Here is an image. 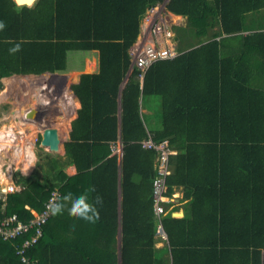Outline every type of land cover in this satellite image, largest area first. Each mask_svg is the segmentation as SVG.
Listing matches in <instances>:
<instances>
[{
	"label": "trees",
	"instance_id": "1",
	"mask_svg": "<svg viewBox=\"0 0 264 264\" xmlns=\"http://www.w3.org/2000/svg\"><path fill=\"white\" fill-rule=\"evenodd\" d=\"M163 1L35 0L28 6L0 0V21L7 26L0 32V76L62 71L71 50H97L99 56L98 70L81 73L71 84L80 107L64 159L52 158L57 170L43 181L28 182L18 173L24 188L0 197V220L12 213L30 218L53 189L62 197L94 187L91 196L103 199L96 223L75 220L67 210L50 215L25 252L36 261L20 259V238H0V264H264V90H248L259 95L248 100L250 115L244 100L237 110L224 109L221 84L231 64L219 56L222 37L217 38L234 34L242 43L264 46V0H166L170 11L186 16L179 35L190 31L199 38L192 44L201 46L153 61L141 77L133 66L120 91L141 15ZM256 10L262 13L260 30ZM215 25L218 31L208 36ZM5 40L22 42L21 51L9 55L12 45ZM197 52L202 63L192 58ZM140 105L147 109L141 110L143 118ZM160 107L158 127L148 130L144 118ZM119 136L120 162L111 147ZM149 136L155 142L169 139L177 149L169 155L165 183L168 192L182 186L190 198L183 217L171 211L161 216L169 247L156 245L157 152L141 144ZM66 164L76 172L66 173Z\"/></svg>",
	"mask_w": 264,
	"mask_h": 264
},
{
	"label": "crops",
	"instance_id": "2",
	"mask_svg": "<svg viewBox=\"0 0 264 264\" xmlns=\"http://www.w3.org/2000/svg\"><path fill=\"white\" fill-rule=\"evenodd\" d=\"M165 2H166V0H165ZM255 18H256V20H258V26L256 27V29L260 30L261 28H259V24L262 23V13L260 11L256 10L255 11ZM259 21H260V23H259ZM216 26H217V28H219L218 25H215L214 27H216ZM246 32H247V30H245L242 33H238V35L239 34L240 35H244ZM221 37L222 38H227L228 36H224L223 34H222V36H217V38H221ZM229 37L230 38H227L226 41H224L222 39V43L220 44V48H219V53H220L219 56L220 57H225V59H226L225 60V64H231V68L227 72H226V68L224 69V79H223L222 84H221V88H222V90H224V96H223V103H225L224 104V109L228 108L230 110H237L239 108L238 106H240V104H242V101L244 100L245 105L243 106V110L245 112V115H250L251 113L248 111V108H247V106H249L251 104L249 101H250L251 98L252 99L253 98H259V95L257 93H254L253 91H248V90L249 89H255V88L256 89L260 88V89L264 90V88H263L264 87V55H262V52H261V51H264V46L259 45L257 43H252V44L251 43L250 44L242 43L241 42V36L240 37L234 36V34L233 35H229ZM199 46H201V44H192V45H188L186 47H181V48H179V52H182V51H185V50H190V49H192L194 47H199ZM69 53H70L69 56L67 55L68 56V64L69 65H76V67L82 68V66H80V65H82L81 62L87 61L86 55H81L80 56L79 55L81 53L80 50H71V51H69ZM199 56L201 57V55H199V52H197V53H194L192 55V58L195 61H199V62L201 60L200 63H202V58H199ZM98 59H99V56H98ZM78 63H80V64L78 65ZM87 65H88V63H87ZM96 65H97V61H96L95 67H96ZM131 69L132 68H129L128 73L126 74V77H125V79L123 81V84H125V82H126V80L128 78V74L130 73ZM204 69H205V67H204ZM88 71L89 72L90 71L95 72L93 70H88ZM88 71H85V72H88ZM43 73L53 74L54 72L46 71V72H42L41 75H43ZM25 74L39 75L40 76V73L39 74H34V73H13V74H10V75H7V76L11 77L12 75H15V76H19V77H16V78H21L20 76L25 75ZM7 76H2V77L4 78V77H7ZM39 76H37V77H39ZM35 78L36 77L30 79V82H29L30 87H33ZM40 78L45 80V78L42 77V76ZM49 80L51 82H53L51 79H49ZM65 81L62 78L60 80L59 84H57V86H56V94L57 95H59V93H60L61 96H62V86H63V83ZM13 82H12L13 84H11L9 86L10 87H14V89H15V88H17V86L20 85L21 82L24 83V82H27V81H22V78H21L20 82H18V80H14ZM5 86H7V84ZM34 86H36V85H34ZM33 88H35V87H33ZM71 92L73 94L72 90H71ZM36 93H37L38 96H40V93L43 95V97H44L45 94H48V96H49L50 90H49V88H46V87L42 86L41 89H38V91ZM0 94H1V92H0ZM2 96H4V95H2ZM10 96H11V94H10ZM141 96H143V95L141 94ZM153 96H156V94H154ZM157 96H158L157 98L160 101V95H157ZM74 97H75V99L77 100V103H78L77 106L74 108V112H75V116L74 117H76L77 109L79 108L80 105H79V101H78V99L76 98L75 95H74ZM10 98L11 97H7V101H8L7 102V107H6L7 111L5 113H0V115H5L7 113H11L12 114L14 112V114L18 118V121H20V119H21L20 116H24V113H25V111L28 108L37 110L36 107H37L38 103H36L35 100H33V99H31L33 102H31V104L29 106H28L29 102L26 103V105L28 106L27 108H24L23 110H21V108L18 107L20 105L19 104L17 106V108H16L17 110H14V106L11 105L12 101L10 100ZM46 102H47L46 99L44 101H42V103H41L42 105H40L41 108H46V106H45ZM139 103H140V100H139ZM139 108H140V112L142 110V111H145V113H146V111H147L146 108H142L141 109V105H140ZM44 111H46V110H43V112ZM161 111L162 110H161V107H160V113L159 114L151 113L148 118H144L145 125H146V128L148 130H153L155 127H158V124L160 123V120L162 118V112ZM152 112H154V106H153ZM42 115H43L42 116L43 117V123L48 124L47 121L49 120V118H52L50 116V113H49V115L46 114L45 119H44V114L43 113H42ZM141 116L143 118L142 112H141ZM19 117H20V119H19ZM30 119L34 120L35 118H31L30 117ZM34 121H36V120H34ZM8 124H9V120H8ZM34 124H36L38 126V131L37 132H39L40 129H41V127H40L41 125L38 122H34ZM8 127L9 128L6 129L7 131H8V129L9 130L12 129L10 124H9ZM70 129H71V123H70L69 131H70ZM27 131L19 130L17 132L18 134L16 132H14L15 135L13 134V132H11L12 135L9 137L10 139H5L6 142H8L5 147L8 146L9 150L11 149V151L16 153L17 157H15V158L19 159V156H20V155H18V152H17L19 145H22L23 143L24 144L25 143H30V145H32L31 141L34 142V140H35V137H34L32 131H30L29 129ZM27 138H28V140H27ZM68 139H69V136L67 138H65V141L68 140ZM64 142H63V153H62L63 156H64V152H65V150H64ZM14 145H15L16 148L14 147ZM117 146L118 147H122L120 136L117 138L116 141L111 143V147L114 148V150L117 149ZM176 152H177V149H175V151L172 152L171 154H175ZM32 154H33V152H32ZM121 154H122V152L119 154V156H121ZM67 167H69V168H71L73 170V172L70 173V174H73V173L76 172L75 166L73 164H69V165H67ZM0 178H2V177L0 176ZM172 192H175V196L172 198V201H170L169 203H165V204H167L165 206L166 207V211H171V215L174 216V217H183L188 212L190 198L185 195V190H184V188L182 186H175L172 189ZM164 214H162V215H164ZM156 220H157V218H156ZM160 220H161V217H160ZM155 223H156V221H155ZM161 224H162V222H161ZM162 228H163V226H162ZM158 233H160V232H157V234ZM158 238H159V240L156 243L157 246L166 244L169 247V243H168V240H167V235H166V232H165L164 228H163V231L158 236Z\"/></svg>",
	"mask_w": 264,
	"mask_h": 264
},
{
	"label": "built area",
	"instance_id": "3",
	"mask_svg": "<svg viewBox=\"0 0 264 264\" xmlns=\"http://www.w3.org/2000/svg\"><path fill=\"white\" fill-rule=\"evenodd\" d=\"M186 16L176 14L166 7L165 0L157 3L141 15L140 30L135 41L129 47L131 65L140 70L139 77L145 69L158 59L171 58L179 53L176 42L174 26H185ZM2 76H0V89ZM143 147L154 148L157 152L156 169L157 176L153 180V211L156 215L157 232H162L160 217L166 213L165 203L172 201L175 192L168 194L165 183V176L171 171L169 167V155L175 150L169 145L168 140L155 142L151 137L141 141ZM24 188L21 184L14 182L0 186V197L5 200L6 195L11 192H18ZM58 195L57 189L50 192L44 201L40 211L31 209L32 216L28 219H21L16 213L4 216L0 220V238L13 241L20 238L19 243L15 242L16 253L25 263H30V257L25 254L27 248L35 243L43 232V224L48 220L50 214L47 211V204L53 194Z\"/></svg>",
	"mask_w": 264,
	"mask_h": 264
},
{
	"label": "rangeland",
	"instance_id": "4",
	"mask_svg": "<svg viewBox=\"0 0 264 264\" xmlns=\"http://www.w3.org/2000/svg\"><path fill=\"white\" fill-rule=\"evenodd\" d=\"M259 23H260V21H259ZM185 26H182V27H185ZM259 28H262V23L259 24ZM218 29L219 28H217V26L216 27L212 26L211 28H209L208 29V31H209L208 36H210V34L213 31H218ZM174 30L176 33V41H177V43H179L180 48L191 45L192 43L196 42L199 39L197 36L194 35V33H191L190 31H184L183 35H179V31H181L179 26H174ZM227 38H230V37L228 36ZM227 38H222V39L224 41H226ZM69 54L70 53L68 52V56H69ZM79 55L80 56L86 55V59H87V61L81 62L82 65H80V66H82V68L76 67V65H69L68 64V56H67L66 67L64 70L54 71L53 74L43 73L44 75H42V77L46 78V80L48 81V82L46 81V84L44 85V87L49 88V90H50L49 96H48V94H45L44 97H43V95L38 96L36 93L38 91V89L30 87V84L28 82H24V83L21 82L20 85L17 86V88H15V89H14V87H10V86L7 87V86H5L6 83H5L4 79L10 78V77H8V76L4 77V78L2 77V86H1L0 92L2 93V90H3L4 96H2V97H11L10 98V100L12 101L11 105L14 106V110H17L16 108L19 104L20 105L18 107L21 108V110H23L24 108H27L31 104V102H33L31 99H33V100L37 99V100H35V102L38 103L37 107H36L37 108V111H36L37 115L41 116L43 113L44 119H45L46 114L49 115V113H50V116L52 118H49V120L47 121L48 124L43 123V127L40 126L41 129L39 132H37L38 126L36 124H34L32 119H30V117L22 118L23 116H20L21 119L19 117L20 121H18V118L16 117L14 112L12 114L7 113L5 115H0V119H1L0 120V127H4L6 129V127H8L10 124L11 128H12L10 130L13 132V134H14V132L17 133L18 130L27 131L29 129L30 131H32V133L35 137L34 142L31 141L32 142L31 150H33L32 156L33 155L35 156V165L29 169L27 174H25L23 171L24 162L26 161V158H24L22 160L15 158L16 153L11 151V149L9 150L8 146L5 147L8 143L5 140L6 138L0 139V176L2 177V178H0V186L5 185V184L10 183V182L17 183L19 174H22L24 176H28L29 181L46 180L48 177L52 176L53 173L57 170V168H56L57 165L52 164V162H53L52 158H54V159L59 158L61 160L64 159V156L62 154L63 153V142L65 141V138H67L69 136V128L66 130V132H65V129H64V131L62 130L63 134L60 136V139H61V141L59 143L60 149H58V150H49L48 147L43 146L40 142L41 133H42V130L45 126L57 125L56 121H58V120L56 118L60 119L59 117L62 114L71 113L72 107L70 105V102H66V103L62 102L63 99L61 97V94L60 93H59V95L56 94V86H57V84H59L60 79L63 78V80L65 81L69 77L70 81L68 82L69 83L68 85L70 86V84L72 82L77 81L79 79L80 73L85 72L84 69L87 68V63H88V65L94 64V65H91L92 69H89V70H93V71L98 70L99 59H98V51L97 50H90V51H83L82 50ZM96 61H97V65L95 67ZM79 64L80 63H78V65ZM73 69L78 71V74L73 75L72 71H71ZM90 72H92V71H90ZM127 73H128V71H127ZM125 77H126V75H125ZM125 77H124V79H125ZM49 79H51L53 82H51ZM124 79L121 80V82L119 84V90L120 91L124 87V84H123ZM37 80L43 81L40 77L39 78L37 77ZM10 94H11V96H10ZM59 96H60V98H59ZM41 99H46V101H47L45 103L46 108L40 107V105H42L41 102L43 101V100L41 101ZM71 99H72V97H71ZM27 102H29L28 106L26 105ZM43 110H46V111L43 112ZM74 115H73V117H74ZM73 117H71L69 120V127H70V123H71V120L73 119ZM8 120H9V124H8ZM17 122H18V124H17ZM27 140H28V138H27ZM116 153L118 155L121 153V147L117 146ZM120 159L121 158L119 156V162H120ZM64 169H65V172L68 174L73 172V170L71 168L67 167V164L64 167ZM166 205L167 204H165V206ZM159 235H160V233L156 234V237H158ZM116 239H117V241H116V243H117L116 256H117V263H119L120 262V256H119V252H118V249H120L119 229H118V232L116 233Z\"/></svg>",
	"mask_w": 264,
	"mask_h": 264
},
{
	"label": "clouds",
	"instance_id": "5",
	"mask_svg": "<svg viewBox=\"0 0 264 264\" xmlns=\"http://www.w3.org/2000/svg\"><path fill=\"white\" fill-rule=\"evenodd\" d=\"M6 27H7L6 24L3 21H0V32L4 31L6 29ZM4 42L12 45L11 47L8 48L9 55L14 56L21 51L22 42H14L12 40H5ZM71 84H70L69 89L71 88ZM71 90L72 89H70V91ZM73 94H74V92H73ZM76 98H77V96H76ZM78 101H79V99H78ZM79 103H80V101H79ZM73 118H75V117H73ZM166 140H169V139H166ZM121 143H122V141H121ZM112 149H113V152H116V149L115 150H114V148H112ZM121 152H122V147H121ZM155 163H156V160H155ZM34 165H35V156L33 155L31 158L27 159L24 162V168H23L24 173L27 174L29 169L31 167H33ZM95 191H96L95 188L91 187L79 195H74L73 193L68 192L65 195H63L62 197H59L57 194L54 193L52 198L49 200V202L46 206L47 211L50 215L55 217L58 215H62L65 212V210H67L68 215L70 217L74 218L75 220H83V221H86L89 223H96L100 219L99 208L97 206L102 205L103 199L99 194H97L93 198L91 196V193H94ZM167 192H168V189H167ZM170 193H172V191L168 192V194H170Z\"/></svg>",
	"mask_w": 264,
	"mask_h": 264
},
{
	"label": "bare ground",
	"instance_id": "6",
	"mask_svg": "<svg viewBox=\"0 0 264 264\" xmlns=\"http://www.w3.org/2000/svg\"><path fill=\"white\" fill-rule=\"evenodd\" d=\"M72 71V74L73 75H76V74H78V71H75V70H71ZM244 71V70H243ZM44 75V74H43ZM37 76H39V75H29V74H25V75H22V76H20L21 78H22V81H27L28 83L30 82V79L31 78H34V77H36L34 80V84H33V86L34 85H36L37 86V89H41V87H40V85H42V86H44L45 84H46V78H45V80H43L42 78V80L44 81H41V80H37ZM42 75H41V73H40V76L39 77H41ZM70 76V75H69ZM16 77H19V76H15V75H13V76H11L10 78H6V79H4V81H5V83L7 84V87L9 86V85H11V84H13L14 82V80H18V82H20L21 81V78H16ZM38 77V78H39ZM16 78V79H15ZM59 80V79H58ZM61 80V79H60ZM56 81V80H55ZM70 81V78L68 77V79H66V81L63 83V86H62V102H70V105H71V107H72V110H71V113H64V114H62L59 118L60 119H58V118H56L58 121H56V124L57 125H55L56 127H57V129H58V134H59V137L63 134V132H62V130L64 131V129H65V132H66V130L69 128V120H70V118L71 117H73V115L75 114V112H74V108L77 106V100L75 99V97H73V94H72V92L70 91V89H69V82ZM13 82V83H12ZM37 83V84H36ZM62 83V82H61ZM35 87V86H34ZM64 87V88H63ZM264 88V87H263ZM142 90V89H141ZM2 95H3V90H2V93L0 94V97H2ZM40 96H42V94L40 93ZM71 97H72V99H71ZM156 97V96H155ZM46 98V97H45ZM59 98H60V96H59ZM71 99V100H70ZM153 99V98H152ZM36 100V99H35ZM42 100H44V99H41V101ZM50 101V100H49ZM142 101V100H141ZM156 101V100H155ZM258 101V100H257ZM159 102V101H158ZM42 103V102H41ZM160 103V102H159ZM79 105H80V103H79ZM54 106V105H53ZM67 107V106H66ZM147 107V106H146ZM239 107V106H238ZM263 107V106H262ZM16 108V107H15ZM264 109V108H263ZM144 110V109H143ZM152 110V109H151ZM262 110V109H261ZM155 111H157L156 110V108H155ZM39 112V111H38ZM70 112V111H69ZM157 113H158V111H157ZM156 114V113H155ZM159 114V113H158ZM149 115V114H148ZM147 115V116H148ZM146 116V115H145ZM154 118V117H153ZM1 120V119H0ZM39 121H41V123H43V120H42V118L40 117V119H39ZM38 122V121H37ZM16 123V122H15ZM22 123V122H21ZM17 124H18V122H17ZM63 125V126H62ZM17 126V125H16ZM8 127H6V129H7ZM4 127H0V139H3V138H6V139H10L9 137L12 135L11 134V132L12 131H10L9 129H8V131L6 130ZM19 131V130H18ZM18 134V133H17ZM9 135V136H8ZM15 135V134H14ZM155 135H157V134H155ZM153 137V136H152ZM155 138V137H154ZM61 140V139H60ZM110 143V142H109ZM15 144V143H14ZM241 144V143H240ZM14 147H15V145H14ZM31 147H32V145H30V143H23L22 145H19V147H18V150H17V152H18V155H20L19 156V160H22L23 158H26V160L27 159H29V158H31L32 157V151L33 150H31ZM16 148V147H15ZM33 149V148H32ZM60 149V148H59ZM26 156V157H25ZM17 157V156H16ZM25 161V160H24ZM18 162V161H17ZM243 164V163H242ZM119 168V167H118ZM248 171V170H247ZM149 173H150V171H149ZM148 176V175H147ZM149 178V177H148ZM151 181V180H150ZM30 182V181H29ZM170 190V189H169ZM120 193V192H119ZM11 194V193H10ZM7 198H9V197H7ZM7 200V199H6ZM5 202V201H4ZM6 206V205H5ZM4 206V207H5ZM30 217V216H29Z\"/></svg>",
	"mask_w": 264,
	"mask_h": 264
},
{
	"label": "water",
	"instance_id": "7",
	"mask_svg": "<svg viewBox=\"0 0 264 264\" xmlns=\"http://www.w3.org/2000/svg\"><path fill=\"white\" fill-rule=\"evenodd\" d=\"M19 5H28L31 6L35 2V0H14ZM7 97H0V113H5L7 111ZM36 109H27L24 113L25 117L31 116L32 118H38ZM41 144L45 147H48L49 150H58L60 137L58 134V130L55 126H45L41 133Z\"/></svg>",
	"mask_w": 264,
	"mask_h": 264
},
{
	"label": "flooded vegetation",
	"instance_id": "8",
	"mask_svg": "<svg viewBox=\"0 0 264 264\" xmlns=\"http://www.w3.org/2000/svg\"><path fill=\"white\" fill-rule=\"evenodd\" d=\"M34 87V86H33ZM40 87H42V85H40ZM35 88H37V86H35ZM64 88V87H63ZM40 117H42V115L41 116H39L38 115V118H35L34 120H36V121H34L33 119H32V121L33 122H37L38 121V123L41 125V127L43 126V123H41V121H39V119H40ZM23 118H25V116H23ZM47 118V117H46ZM42 120H43V117H42ZM48 120V119H47ZM46 120V121H47Z\"/></svg>",
	"mask_w": 264,
	"mask_h": 264
}]
</instances>
